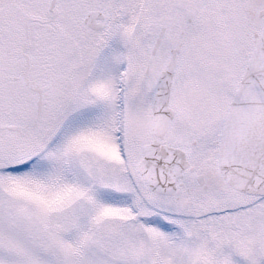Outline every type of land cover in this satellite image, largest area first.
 <instances>
[{
  "label": "snow or ice",
  "instance_id": "snow-or-ice-1",
  "mask_svg": "<svg viewBox=\"0 0 264 264\" xmlns=\"http://www.w3.org/2000/svg\"><path fill=\"white\" fill-rule=\"evenodd\" d=\"M0 264H264V0H0Z\"/></svg>",
  "mask_w": 264,
  "mask_h": 264
}]
</instances>
